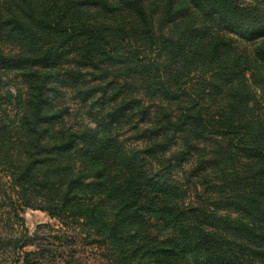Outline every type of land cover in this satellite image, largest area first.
<instances>
[{
  "label": "trees",
  "instance_id": "16d2710c",
  "mask_svg": "<svg viewBox=\"0 0 264 264\" xmlns=\"http://www.w3.org/2000/svg\"><path fill=\"white\" fill-rule=\"evenodd\" d=\"M92 250L264 264V0H0V261Z\"/></svg>",
  "mask_w": 264,
  "mask_h": 264
},
{
  "label": "rangeland",
  "instance_id": "374dc122",
  "mask_svg": "<svg viewBox=\"0 0 264 264\" xmlns=\"http://www.w3.org/2000/svg\"><path fill=\"white\" fill-rule=\"evenodd\" d=\"M23 221L24 228L29 232V234L33 233L36 226L41 224H50L52 226H56L57 223L55 220L50 219L45 213L39 211L32 210H24L20 215ZM90 260L88 264H102L99 258L96 256L95 251L92 250L90 252ZM0 264H9L8 260L0 261Z\"/></svg>",
  "mask_w": 264,
  "mask_h": 264
}]
</instances>
